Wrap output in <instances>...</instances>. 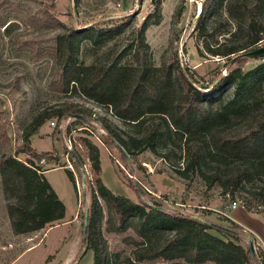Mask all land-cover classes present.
<instances>
[{
	"label": "rangeland",
	"instance_id": "1",
	"mask_svg": "<svg viewBox=\"0 0 264 264\" xmlns=\"http://www.w3.org/2000/svg\"><path fill=\"white\" fill-rule=\"evenodd\" d=\"M203 2L0 0V17L10 22L7 31L0 23V154H14L23 161L32 159L34 164L49 169L45 173L46 179L66 208L65 217L53 221L51 225L32 233L17 234L12 230L7 215V201L0 176V264H92L91 251L82 237V213L97 193L85 140L97 148L102 182L116 194L134 202L163 204L217 224H227L224 217L229 211L241 221L246 216L245 220L250 221L251 225L260 223L259 218L264 219V201L253 196V192L255 195L262 192L261 196H264L263 179L254 176L243 183V190L230 195L223 193L217 184L204 179L196 171H188L184 177L178 172L186 165V154L180 147L184 139L175 135L170 139H161L152 149L146 147L132 155L127 153V160H124L115 143L106 144L104 141L107 133L99 120L101 117L107 119L122 138L132 134L134 127L123 123L109 108L84 97L77 88L70 86L65 92L59 88L52 48L55 35L64 27L78 30V33H74L78 43V62L89 64L95 58L111 62L120 57V62L125 63L131 61L132 48L139 37L138 29L146 19L143 36L148 49L142 53L148 64L158 66L176 50L178 62L192 84L206 91L207 96L219 95L223 105L236 108L252 100L251 95L254 98L263 97L264 74L256 88L252 81L254 74H251L245 77L244 87L240 90L235 91L230 82L212 91L219 77L225 75L232 65L227 63L224 56L211 54L208 48L223 42H238L245 31L238 26L240 20L228 17L224 2L210 5L204 13V27L199 30L196 24ZM261 2L263 9L260 17L264 23V0ZM121 23L125 25L115 28ZM87 27L94 29V32H90L92 37L97 32H103L104 28L111 27L112 30L103 34V43L94 44L88 40L86 32L80 31ZM258 45H264V39L245 49ZM262 61L264 58H246L240 65L242 72ZM64 103L90 109V118L86 123L74 117L59 120L52 116L34 128L27 146L37 153L48 152L43 155V163H40V159L33 158L23 150V137L33 116L52 111ZM151 117L156 119L155 116ZM246 122L245 115H235L226 129L237 132L244 128ZM68 140L71 149L80 156L82 165H75L70 154L65 156ZM67 160L73 170L67 167ZM65 168L73 173L75 189L67 181ZM201 169L206 175L212 174L210 168ZM232 200L243 203V208L255 216L252 218L241 207L227 208ZM97 201L107 251L113 257L112 264H119L130 254V249L125 246L121 236L105 232L106 207L102 198L97 197ZM208 232L223 239L231 238L215 229H208ZM163 234L166 235L167 231H163ZM249 237H252L251 233L243 230L238 243L247 248ZM252 244L257 253V248L262 249L254 239ZM142 264L150 263L144 261Z\"/></svg>",
	"mask_w": 264,
	"mask_h": 264
},
{
	"label": "trees",
	"instance_id": "2",
	"mask_svg": "<svg viewBox=\"0 0 264 264\" xmlns=\"http://www.w3.org/2000/svg\"><path fill=\"white\" fill-rule=\"evenodd\" d=\"M222 2L228 17L240 20L238 26L244 28L245 33L238 42H223L208 48L211 54L224 56L227 63L232 65L225 75L219 77L212 91L230 82L235 91L240 90L244 87L245 77L251 74H254L252 81L256 88L264 74V61L242 72L240 65L246 58H236L235 54L264 39V23L260 17L262 2L204 0L196 24L199 30L204 27L205 11L211 4L220 5ZM178 14L179 10L176 12ZM0 23L7 31L10 22L0 17ZM124 25L121 23L115 28ZM146 25L147 20L144 19L138 29L139 37L132 48L130 62L121 63L120 57L111 62L95 58L89 64L77 60L78 43L74 33H78V30L64 27L55 35L52 48L61 91H68L70 86L75 87L84 97L109 108L123 123L134 127L132 134L122 138L107 119L101 117L99 120L107 133L104 138L106 144L118 142L130 155L141 148L152 149L161 139H170L175 135L184 139L180 147L186 154V165L178 169L182 176L185 177L188 171H196L204 179L217 184L223 193L230 195L243 190V183L254 176L264 180V96L254 98L251 95L252 100L236 108L223 105L219 95L207 96L206 91L192 84L178 62L176 50L170 58L163 59L160 65L148 64L142 53L148 49L143 36ZM104 29L94 37L90 35V32H94L92 27L80 31L86 32L88 40L97 44L103 43V34L112 30L111 27ZM238 114L246 116L244 128L237 132L228 131L227 125ZM73 115L82 117H76L77 121L88 123L91 110L64 103L52 111L33 116L23 137V150L33 158H43L48 152L37 153L27 146L32 130L46 118L56 116L61 120ZM84 145L88 148L87 156L95 174L97 193L88 206V223L83 239L91 251L92 264L113 262L103 238L97 197L102 198L106 207L105 232L121 236L125 246L130 249V254L119 264H142L144 261L150 264H264V250L257 248L258 253H251L250 243L247 248L238 243L243 229L228 217H224L227 224H208L207 220L177 208L159 203L134 202L116 194L99 176L96 146L87 140ZM69 153L75 165L80 166V156L73 150ZM41 167L34 164L32 159L23 161L14 154H0V176L7 201V215L12 230L17 234L40 230L62 219L65 214L63 201L44 176V168ZM202 167L210 168L212 174L206 175ZM65 169L75 189L73 173ZM261 195L262 192L256 195L253 192L255 198L264 201ZM208 229H215L231 238H220L208 232ZM163 231H167V234L164 235Z\"/></svg>",
	"mask_w": 264,
	"mask_h": 264
},
{
	"label": "crops",
	"instance_id": "3",
	"mask_svg": "<svg viewBox=\"0 0 264 264\" xmlns=\"http://www.w3.org/2000/svg\"><path fill=\"white\" fill-rule=\"evenodd\" d=\"M51 169H53V168H51ZM101 169L103 171V167L102 166H101ZM47 170H49V169H47V168L45 169L44 168V170H43V174H44L45 177H46L45 173L47 172ZM67 181L70 182L71 186L73 185L72 182L69 179H67ZM50 185H51V183H50ZM52 188H53V186H52ZM58 197H60V196H58ZM242 209L244 210V212L249 214L252 218H253V216H255L254 214L247 212L244 208H242ZM225 215H227V217H229L235 223L240 225L245 232L249 231L251 233V235H252V237H251L252 241L254 239V242L256 244H258L264 250V219L262 220L261 218L258 217L261 222L260 223L257 222L256 225H251L250 221L248 222V221L245 220L246 216H244V219L241 221L240 219H238L236 217L237 215H234L233 212H231V211H229L228 214H225ZM64 217H65V215H64ZM238 217L242 218L240 215H238Z\"/></svg>",
	"mask_w": 264,
	"mask_h": 264
},
{
	"label": "water",
	"instance_id": "4",
	"mask_svg": "<svg viewBox=\"0 0 264 264\" xmlns=\"http://www.w3.org/2000/svg\"><path fill=\"white\" fill-rule=\"evenodd\" d=\"M236 58H264V45H258L251 49H244L240 51L238 54L235 55ZM74 118L80 117V115H73ZM119 152L125 156L128 157V154L126 150L118 143L115 142ZM208 224H211L210 221H206ZM87 223H88V207H85L83 210V220H82V237L85 238L86 235V229H87ZM249 243H250V251L251 253H254V248L252 244V238L249 237Z\"/></svg>",
	"mask_w": 264,
	"mask_h": 264
},
{
	"label": "built area",
	"instance_id": "5",
	"mask_svg": "<svg viewBox=\"0 0 264 264\" xmlns=\"http://www.w3.org/2000/svg\"><path fill=\"white\" fill-rule=\"evenodd\" d=\"M51 124H53V122H51ZM69 142V143H68ZM68 142H67V147H66V153H65V156L66 157H68V154H70L69 153V151H71L72 149H71V143H70V140H68ZM40 163H43V161H44V159L43 158H41L40 160ZM67 162H68V160H67ZM82 165V164H81ZM67 167L69 168V169H71V170H73V168H72V165H71V163L70 162H68L67 163ZM236 207H241V208H243V204L241 203V202H239V201H236V200H232L228 205H227V208H231V209H233V208H236Z\"/></svg>",
	"mask_w": 264,
	"mask_h": 264
}]
</instances>
